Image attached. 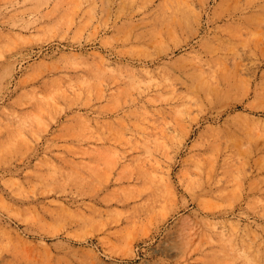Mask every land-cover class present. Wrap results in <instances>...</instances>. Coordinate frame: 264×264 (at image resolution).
Segmentation results:
<instances>
[{
	"label": "rangeland",
	"instance_id": "374dc122",
	"mask_svg": "<svg viewBox=\"0 0 264 264\" xmlns=\"http://www.w3.org/2000/svg\"><path fill=\"white\" fill-rule=\"evenodd\" d=\"M0 264H264V0H0Z\"/></svg>",
	"mask_w": 264,
	"mask_h": 264
}]
</instances>
